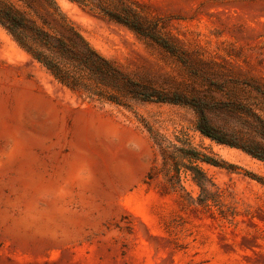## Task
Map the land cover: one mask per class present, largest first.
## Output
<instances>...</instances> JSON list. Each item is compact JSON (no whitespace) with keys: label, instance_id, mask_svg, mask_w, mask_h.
Wrapping results in <instances>:
<instances>
[{"label":"rangeland","instance_id":"1","mask_svg":"<svg viewBox=\"0 0 264 264\" xmlns=\"http://www.w3.org/2000/svg\"><path fill=\"white\" fill-rule=\"evenodd\" d=\"M56 1L95 50L135 79L264 117V97L236 84L251 79L264 89V0H139L186 51V64L103 16ZM209 117L239 126L235 113ZM196 118L178 104L81 101L0 26V264H264V185L251 176L264 180V164L202 137ZM148 127L186 136L233 165L202 166L224 216L182 208L146 179L158 161Z\"/></svg>","mask_w":264,"mask_h":264},{"label":"trees","instance_id":"2","mask_svg":"<svg viewBox=\"0 0 264 264\" xmlns=\"http://www.w3.org/2000/svg\"><path fill=\"white\" fill-rule=\"evenodd\" d=\"M69 1L150 40L187 63L186 51L174 37L163 32L159 19L148 15L139 0ZM0 26L19 48L81 101L109 102L122 107H130L132 101L188 106L196 113L195 129L202 137L238 148L264 164V117L255 109L237 103H212L135 79L115 61L95 50L62 12L56 0H0ZM236 84L264 97V89L251 79ZM214 110L235 113L239 117V126L214 125L209 117ZM148 131L158 161L146 179L157 180L160 194L174 196L182 208H201L210 215L215 211L224 216L221 194L202 166L231 170L233 165L197 149L186 136L168 138L149 127ZM251 176L264 185L262 177ZM186 181L197 189L195 197L184 185Z\"/></svg>","mask_w":264,"mask_h":264}]
</instances>
